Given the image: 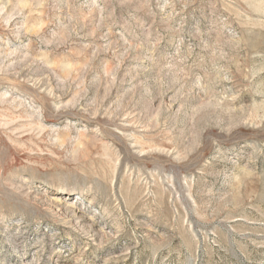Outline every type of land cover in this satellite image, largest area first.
Segmentation results:
<instances>
[{"label":"rangeland","instance_id":"rangeland-1","mask_svg":"<svg viewBox=\"0 0 264 264\" xmlns=\"http://www.w3.org/2000/svg\"><path fill=\"white\" fill-rule=\"evenodd\" d=\"M0 264H264V0H0Z\"/></svg>","mask_w":264,"mask_h":264}]
</instances>
